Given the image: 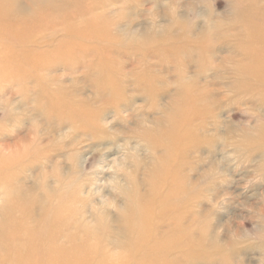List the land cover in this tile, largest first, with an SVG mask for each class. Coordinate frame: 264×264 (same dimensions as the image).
Wrapping results in <instances>:
<instances>
[{
    "label": "rangeland",
    "instance_id": "rangeland-1",
    "mask_svg": "<svg viewBox=\"0 0 264 264\" xmlns=\"http://www.w3.org/2000/svg\"><path fill=\"white\" fill-rule=\"evenodd\" d=\"M8 5L20 24L0 25V49L9 45L15 61L0 71V176L11 174L32 211L27 225L59 209L73 241L84 228L104 237L107 255H126L121 216L130 203L158 202L181 182L161 229L181 217L198 243L164 260L264 264V87L252 66L264 58V0ZM90 20L107 33L67 30L68 21L85 29ZM181 96L206 111L185 144L174 142L170 120ZM2 179L0 258H8L7 216L24 213Z\"/></svg>",
    "mask_w": 264,
    "mask_h": 264
},
{
    "label": "bare ground",
    "instance_id": "bare-ground-1",
    "mask_svg": "<svg viewBox=\"0 0 264 264\" xmlns=\"http://www.w3.org/2000/svg\"><path fill=\"white\" fill-rule=\"evenodd\" d=\"M12 1L14 0H0V25L6 30H8V28H13L16 23L18 24V22H16L17 19L11 16L13 13L16 14L14 7L8 5L10 2L12 3ZM30 1L32 6L35 4V8L41 5L49 6L51 2V0ZM35 8H33V10H35ZM16 10H19V8L17 7ZM45 16L46 13L44 14V17ZM74 25V23L68 21L67 30L77 36L89 34L88 36L90 37L98 38L107 33L105 31L106 29L104 30V28L99 26L94 20H90L85 29L75 28ZM66 48L67 46L64 44L61 50H65ZM10 52L11 47L9 45L0 49V61L2 63L0 71H2L3 68L14 67L15 61H12L11 58L8 57ZM246 55L252 58V54L246 53ZM252 66L254 67V72L260 84H262L261 86L264 87V58L259 59V57L257 58V56H255ZM179 101L180 103H178L176 113L170 117L172 122L171 128L175 131L174 135H176L174 137V142L185 144L191 141L193 136L198 132L197 128L193 125V120H195L197 116L205 114L206 111H197L199 109L197 105H195L199 102L197 97H184V99H182L181 96ZM196 111L198 112L197 114ZM173 130L170 131L171 134H173ZM168 154H170V152ZM0 177L5 181L3 183H5L7 191L13 192L12 194H14L15 198H13L12 207L24 213L15 221L8 215L5 225L3 224L5 226L4 232L2 231L4 233L3 238H5L4 240L10 247V256L8 258H0V264H4L6 260H9L11 264H107V259L109 258H112V260L118 259L129 264H178L175 263V261L164 260L163 256L170 254L174 248L193 247V245L198 243L194 239H191L190 234L181 227V217L174 222L173 227L169 230L161 229V227L164 226L163 223L169 220L166 219L164 215L170 213L168 212L171 210L170 208H172L170 206L176 202L180 195L177 186H179L181 182H178L179 184L177 185V182H170L169 187H165V190L167 189L168 192L164 194L158 202H144L141 200V203L139 201L130 203V210L128 209V211L121 216L124 236L127 237L128 240L123 248L127 253L126 255L110 256L103 251L105 248L104 237L99 236V238H97L94 231L91 232L90 230H84V228H82L84 235L83 239L79 242L73 241L76 237L67 231V229L69 230L68 227L70 222L66 223V221L63 222L61 220L63 219L61 216H65L62 210L45 211L42 214L43 216H41L42 218L39 221V226H28L27 221L30 220L32 215L30 212L32 211L26 213L27 204L18 197V186L14 185L12 182L11 174H2ZM137 198H139V196ZM156 204L157 206L159 205L158 207H161V211L157 213L153 207ZM5 212L7 213V211ZM13 223L16 224L14 228L12 227ZM21 233L25 236V247L19 245L20 243H16ZM62 238H64V240H62ZM89 240H92V242H89ZM185 253L183 258L188 257L186 259L189 260L191 252L189 251V253H187L185 251Z\"/></svg>",
    "mask_w": 264,
    "mask_h": 264
}]
</instances>
